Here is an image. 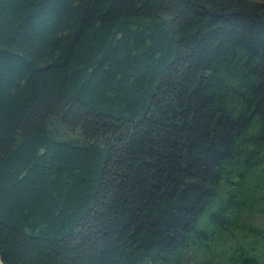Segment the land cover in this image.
Wrapping results in <instances>:
<instances>
[{
  "label": "trees",
  "instance_id": "obj_1",
  "mask_svg": "<svg viewBox=\"0 0 264 264\" xmlns=\"http://www.w3.org/2000/svg\"><path fill=\"white\" fill-rule=\"evenodd\" d=\"M0 264H264V0H0Z\"/></svg>",
  "mask_w": 264,
  "mask_h": 264
}]
</instances>
